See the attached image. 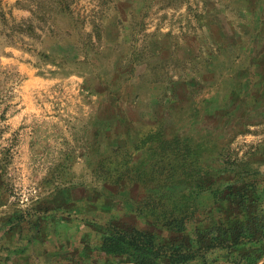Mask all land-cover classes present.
<instances>
[{
	"label": "rangeland",
	"instance_id": "obj_1",
	"mask_svg": "<svg viewBox=\"0 0 264 264\" xmlns=\"http://www.w3.org/2000/svg\"><path fill=\"white\" fill-rule=\"evenodd\" d=\"M1 8L0 264H104L108 222L166 244L177 215L187 264H264V0Z\"/></svg>",
	"mask_w": 264,
	"mask_h": 264
},
{
	"label": "trees",
	"instance_id": "obj_2",
	"mask_svg": "<svg viewBox=\"0 0 264 264\" xmlns=\"http://www.w3.org/2000/svg\"><path fill=\"white\" fill-rule=\"evenodd\" d=\"M28 7L32 10L30 5ZM0 14L4 19L7 18L3 8H1ZM5 21L7 22V20ZM35 28L41 27L38 25L22 27L20 25L18 29L20 35L11 37L13 39H11L10 43L16 44L19 39L24 43L23 39L25 40L26 35L34 38L37 36ZM14 29L16 31V28ZM49 33L52 32H47V35ZM32 48L30 47L29 50H32ZM44 53L43 51L42 54ZM188 218L192 219L193 217H187V220H184V217L177 215L164 219L165 225H169L170 230L173 231V236L166 244H159L154 233L147 230L138 227H127L115 221L108 222L100 245V250L105 255L103 258L104 264H112V259L110 258L112 256L126 257L134 264H158L163 256H168L171 264H187V261L196 255L195 250L192 247H188L182 235L185 221L190 220Z\"/></svg>",
	"mask_w": 264,
	"mask_h": 264
}]
</instances>
